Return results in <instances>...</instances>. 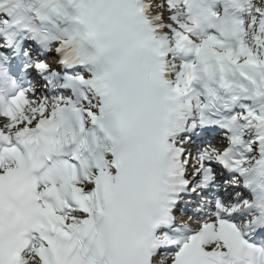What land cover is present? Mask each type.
I'll use <instances>...</instances> for the list:
<instances>
[{"label":"snow or ice","instance_id":"1","mask_svg":"<svg viewBox=\"0 0 264 264\" xmlns=\"http://www.w3.org/2000/svg\"><path fill=\"white\" fill-rule=\"evenodd\" d=\"M0 264H264V0H0Z\"/></svg>","mask_w":264,"mask_h":264}]
</instances>
